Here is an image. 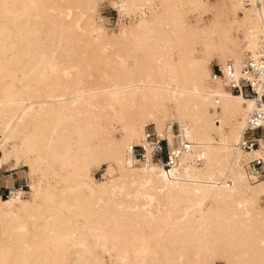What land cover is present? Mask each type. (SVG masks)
<instances>
[{
    "label": "bare ground",
    "instance_id": "obj_1",
    "mask_svg": "<svg viewBox=\"0 0 264 264\" xmlns=\"http://www.w3.org/2000/svg\"><path fill=\"white\" fill-rule=\"evenodd\" d=\"M98 1L0 0V166L41 174L0 198V264H264V148H238L259 105L212 67L261 46L264 0H109L111 34ZM149 124L178 166L130 157Z\"/></svg>",
    "mask_w": 264,
    "mask_h": 264
},
{
    "label": "built area",
    "instance_id": "obj_2",
    "mask_svg": "<svg viewBox=\"0 0 264 264\" xmlns=\"http://www.w3.org/2000/svg\"><path fill=\"white\" fill-rule=\"evenodd\" d=\"M115 11H117L116 8ZM213 72L231 93L253 97L259 105V108L247 118L238 148L243 152L264 148V34L261 46L254 54L249 53L238 67L229 60L223 64H213ZM1 141L0 131V144ZM186 149H188L186 146L178 143L170 147L167 139L160 136L153 127L148 126L140 142L131 147L129 155L138 157L139 161H154L162 168L169 170L179 165ZM246 171L250 181L263 180L264 158L260 155L249 157L246 162ZM28 189L27 180L19 178L16 172L0 166V198H6L11 194L25 197L29 194Z\"/></svg>",
    "mask_w": 264,
    "mask_h": 264
},
{
    "label": "rangeland",
    "instance_id": "obj_3",
    "mask_svg": "<svg viewBox=\"0 0 264 264\" xmlns=\"http://www.w3.org/2000/svg\"><path fill=\"white\" fill-rule=\"evenodd\" d=\"M114 6L115 5H112L109 0H99L98 5H97L95 20L97 23L101 25L102 29L105 30L106 33L108 32V34H111L112 31L117 32L121 24H127L128 21L132 19L127 16L119 15V12L115 11ZM92 36L95 38L97 37V34L94 33L92 34ZM215 63H217L216 58L212 60V67H213V64ZM114 126L117 127V125H114ZM149 126L153 127V124H149ZM178 128L179 126L177 123L167 125V129L174 130L175 133L178 132ZM116 135H118L117 132H116ZM169 145L170 147L173 146V142L172 143L169 142ZM6 168H8L10 171L16 172L19 178H24L25 180H27L28 185H29V189H28L29 194L25 196V198H30L31 191H32L30 188V185L38 182L41 179V174L39 172L30 173L29 168L25 164L23 159H19V160L11 159L8 165L6 166ZM90 171H91V176L93 177L94 181L99 183L103 181V176L105 175L107 171V163L103 162L98 167L92 166ZM57 180H58L57 176H55L54 174H48L47 177L44 178L43 181H44V184L48 183V184H51L52 186H57ZM263 201H264V198L262 197L260 200V203L263 204L262 203ZM103 257L106 260L107 264H122L120 262H111L110 258H108V255L106 253L103 254ZM215 264H226V261L218 258L215 260Z\"/></svg>",
    "mask_w": 264,
    "mask_h": 264
}]
</instances>
